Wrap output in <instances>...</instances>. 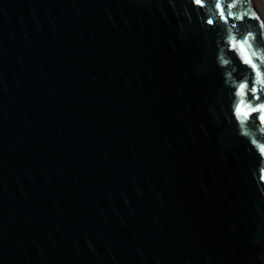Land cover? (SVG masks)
I'll return each mask as SVG.
<instances>
[{"label":"water","instance_id":"water-1","mask_svg":"<svg viewBox=\"0 0 264 264\" xmlns=\"http://www.w3.org/2000/svg\"><path fill=\"white\" fill-rule=\"evenodd\" d=\"M256 79L261 0H0V264H264Z\"/></svg>","mask_w":264,"mask_h":264},{"label":"snow or ice","instance_id":"snow-or-ice-1","mask_svg":"<svg viewBox=\"0 0 264 264\" xmlns=\"http://www.w3.org/2000/svg\"><path fill=\"white\" fill-rule=\"evenodd\" d=\"M194 3H196V4H200L201 6H203V4H204V0H194ZM234 6H235L234 4H231V5H229V8L234 7ZM217 7L220 8V13H219V14H220L222 17H224L225 20L227 21V16H225V10H224V8L221 7L220 4H217ZM251 14H252V16H253L254 18L259 19V17L256 15L255 10H253V11L251 12ZM229 15H232V13H231L230 11H229ZM238 18H242V17H238ZM212 22H213V21H212L211 19L208 20V23H212ZM231 39H232V46H233V47H236V46H237V43H236V39H235V37H232ZM245 44H248V40H247V39H242L241 42L239 43V49H240L241 53H243V56H244V62L247 63V64H249V65L251 66L252 69L256 70V76H257V77H260V76H261L260 70L258 69L257 64L253 62L251 56L247 53V51H246V49H245ZM248 46L251 47L250 44H249ZM252 55L254 56V55H256V53L253 52ZM254 84H264V79H256V80L254 81ZM239 91H240V93L243 95V94H244V86H241L240 89H239ZM251 91H252L253 93H255V91H256L255 87H253V88L251 89ZM254 98H255V99H259V97H254ZM243 103H244V101L241 100V101H240V104H243ZM251 110H252V111H257V112H260V113L264 114V104H261V105H259V106L256 107V108H252ZM243 115H244V116H247L248 113L245 112V113H243ZM259 118H260L261 120H264V115H261Z\"/></svg>","mask_w":264,"mask_h":264},{"label":"bare ground","instance_id":"bare-ground-1","mask_svg":"<svg viewBox=\"0 0 264 264\" xmlns=\"http://www.w3.org/2000/svg\"><path fill=\"white\" fill-rule=\"evenodd\" d=\"M262 4H263V8H264V0H261Z\"/></svg>","mask_w":264,"mask_h":264}]
</instances>
